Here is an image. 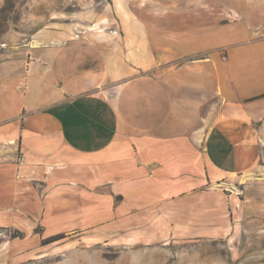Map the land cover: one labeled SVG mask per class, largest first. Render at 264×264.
Returning <instances> with one entry per match:
<instances>
[{
    "label": "crops",
    "instance_id": "crops-1",
    "mask_svg": "<svg viewBox=\"0 0 264 264\" xmlns=\"http://www.w3.org/2000/svg\"><path fill=\"white\" fill-rule=\"evenodd\" d=\"M119 30L0 59V229L198 237L211 218L264 242V33Z\"/></svg>",
    "mask_w": 264,
    "mask_h": 264
},
{
    "label": "rangeland",
    "instance_id": "rangeland-1",
    "mask_svg": "<svg viewBox=\"0 0 264 264\" xmlns=\"http://www.w3.org/2000/svg\"><path fill=\"white\" fill-rule=\"evenodd\" d=\"M262 5L264 0H0V59L16 56L13 50L38 32L117 35L122 20L163 38L212 35L222 45L233 36L263 34ZM196 47L180 44L175 52L184 56ZM212 221L203 220L198 237L182 235L194 228L182 227L179 220L161 235L148 230L119 236L53 234L41 226L25 235L0 229V264H264V242H251L250 235L239 232L229 238L228 227L213 234Z\"/></svg>",
    "mask_w": 264,
    "mask_h": 264
},
{
    "label": "trees",
    "instance_id": "trees-1",
    "mask_svg": "<svg viewBox=\"0 0 264 264\" xmlns=\"http://www.w3.org/2000/svg\"><path fill=\"white\" fill-rule=\"evenodd\" d=\"M21 235V234H20ZM64 236L63 235H60V236H58V237H56L55 239H53V240H51V241H54V240H58V239H61V238H63Z\"/></svg>",
    "mask_w": 264,
    "mask_h": 264
},
{
    "label": "built area",
    "instance_id": "built-area-1",
    "mask_svg": "<svg viewBox=\"0 0 264 264\" xmlns=\"http://www.w3.org/2000/svg\"><path fill=\"white\" fill-rule=\"evenodd\" d=\"M221 58H222L223 60L225 59V57H224L223 55L221 56Z\"/></svg>",
    "mask_w": 264,
    "mask_h": 264
}]
</instances>
